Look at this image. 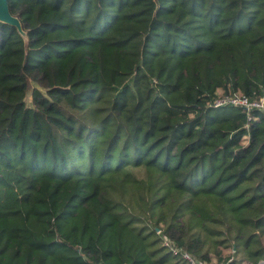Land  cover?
Returning a JSON list of instances; mask_svg holds the SVG:
<instances>
[{
	"label": "trees",
	"instance_id": "obj_1",
	"mask_svg": "<svg viewBox=\"0 0 264 264\" xmlns=\"http://www.w3.org/2000/svg\"><path fill=\"white\" fill-rule=\"evenodd\" d=\"M7 7L0 264H264V0Z\"/></svg>",
	"mask_w": 264,
	"mask_h": 264
},
{
	"label": "built area",
	"instance_id": "obj_2",
	"mask_svg": "<svg viewBox=\"0 0 264 264\" xmlns=\"http://www.w3.org/2000/svg\"><path fill=\"white\" fill-rule=\"evenodd\" d=\"M212 107H234L241 109L246 117L247 121L251 120L250 114L256 112L264 115V93L256 98H248L244 96H216L212 101ZM164 246H169L167 242L163 243ZM188 264H200L197 261L190 259L187 255H182Z\"/></svg>",
	"mask_w": 264,
	"mask_h": 264
},
{
	"label": "water",
	"instance_id": "obj_3",
	"mask_svg": "<svg viewBox=\"0 0 264 264\" xmlns=\"http://www.w3.org/2000/svg\"><path fill=\"white\" fill-rule=\"evenodd\" d=\"M0 24L13 27L21 37H24V33L21 31L17 18L9 14L7 0H0Z\"/></svg>",
	"mask_w": 264,
	"mask_h": 264
},
{
	"label": "rangeland",
	"instance_id": "obj_4",
	"mask_svg": "<svg viewBox=\"0 0 264 264\" xmlns=\"http://www.w3.org/2000/svg\"><path fill=\"white\" fill-rule=\"evenodd\" d=\"M29 95L27 94L26 96H25V98H24V103H25V105L26 106H28L29 105ZM230 251L229 250H224L223 251V255L224 256H227V255H230ZM209 264H217V262L215 261V260H211V262L209 263ZM221 264H223V262L221 263Z\"/></svg>",
	"mask_w": 264,
	"mask_h": 264
}]
</instances>
